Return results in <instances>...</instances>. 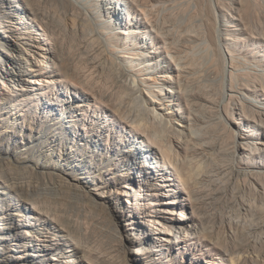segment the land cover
Here are the masks:
<instances>
[{
	"label": "bare ground",
	"instance_id": "1",
	"mask_svg": "<svg viewBox=\"0 0 264 264\" xmlns=\"http://www.w3.org/2000/svg\"><path fill=\"white\" fill-rule=\"evenodd\" d=\"M34 1L37 0H0V264H77L79 258L96 264L88 258L87 235L83 233L85 230L81 222L66 214L64 207L57 208L49 196L56 194L57 190H66L83 195L85 200L107 210L108 206L102 205L104 196L112 194L117 199V193H123V188L128 186L138 187L133 190L135 196L141 187H150L159 179L161 182L158 184L166 188V192H158L167 196L162 202L165 206L160 209L165 212L173 204H182V198L171 191L173 182L167 181L175 180L179 188L186 189V195L191 197L194 177L197 180V177L207 176L201 172L209 156L194 142L197 137L195 131L188 133L184 129L173 128L163 113L150 107L151 101L144 94H152L151 84L131 73L125 62L114 51H109L106 40L102 39L84 4L78 0H52V7L54 2L56 8L46 15L38 12ZM105 1L108 3L109 0ZM56 5L63 10V20ZM113 8L119 10V7ZM54 14L58 21H63L60 29L54 25L57 23H54ZM218 23L216 21L213 36L209 37L221 56V68L220 71L216 68L205 71V75L213 83H220V99H225L223 87L227 90L228 86L230 92L235 90L234 87L240 90L263 87L261 79L264 75L248 73L230 75L227 84L228 59L223 54L226 51L225 41L221 38ZM135 32L144 34L140 27ZM118 33L124 40L130 34L128 27L121 28ZM65 35L71 40L73 51L71 56L61 58L57 54L58 42H62ZM148 52L157 51L150 49ZM209 58L212 60L211 56ZM230 64L233 67L236 65L232 61ZM178 70L189 72L182 65ZM158 76L164 77L165 82L159 91L160 99L178 94L187 99L190 88L180 73L175 81L173 78L166 79L170 77L167 73ZM61 86L65 87L64 93L59 89ZM74 88L80 90V95ZM208 90L213 91L211 83ZM50 95L58 101H52ZM43 97L45 101H41ZM90 100L99 102L109 113L103 111V115L96 114L90 120L92 124L84 127L79 114L83 113L81 109L90 108ZM243 100L249 103L247 98ZM113 115L135 130L134 135L123 134L124 138L114 142V146L103 148L102 133L108 129ZM107 116H110V122ZM79 128L83 129V133ZM34 130H37L36 135ZM233 135L235 141L241 137L238 130ZM177 143L185 148L183 154ZM237 145L235 142L233 156L236 155ZM231 161L232 169L241 171L236 167L235 157ZM102 170L110 171V176L98 181L96 177ZM119 180L123 182V188L118 187L116 182ZM91 189L97 193H90ZM156 223L158 238L165 241L166 246L177 242L171 239L177 238L181 231L200 233L196 225L168 222L167 219L156 220ZM128 224L132 227L127 235L147 232L145 219ZM117 225L113 228L118 231ZM118 240L124 244L122 239ZM152 242L149 237L143 241L129 239L126 244L137 252L144 249L149 252V248L160 250L153 248ZM122 262L128 264L126 259ZM132 264L144 263L134 257Z\"/></svg>",
	"mask_w": 264,
	"mask_h": 264
},
{
	"label": "rangeland",
	"instance_id": "2",
	"mask_svg": "<svg viewBox=\"0 0 264 264\" xmlns=\"http://www.w3.org/2000/svg\"><path fill=\"white\" fill-rule=\"evenodd\" d=\"M51 1H34V7L38 12L47 15L56 8L54 2L52 7ZM78 1L87 8L102 39L106 40L109 51H114L131 73L151 84L152 94H144L145 98L151 101L150 107L163 113L173 128L184 129L183 131L188 133L195 131L197 137L194 142L205 149L204 152L209 156L201 172L207 176L197 177V180L196 176L194 177L191 197L186 195V189L179 188L175 180L167 181L173 182L171 191L182 198V204H170V208L164 210L165 212L160 209L165 206L162 202L167 196L158 192H166V188L158 184L161 182L159 179L150 187L147 186L148 188L138 189L135 196L133 190L138 187L123 188V182L117 181L118 187L125 191L118 192L117 199L112 194L103 197L105 204L102 205L108 206L107 210H102L90 200H85L83 195L73 192L57 190L56 194L50 193L54 195L49 196V199L52 197L51 201L57 208L64 207L66 214L81 222L85 230L83 233L86 232L87 235L85 244L88 246V258L96 264H99V261H103V264H124L122 259H126L130 264L133 263L134 257L141 259L144 264H264V78L261 79L263 87H256L254 90H240L234 87L235 90L230 92L228 86L227 90L223 87L225 99L221 100L220 83H213L206 79L205 75L210 69L216 68V71H220L221 68V56L209 37L213 36L216 21L220 24L221 38L225 41L226 51L223 54L228 59L227 84L230 75L235 73L264 75V0H109V4L105 0ZM113 7H119V10L115 11ZM57 12L63 20V10L58 6ZM57 12L55 14L58 16ZM55 14L53 20L57 23L54 25L60 29L63 21H58L59 16L56 17ZM123 27H128L130 32L125 40L118 33ZM138 27L144 30V34L135 32ZM63 39L58 42L57 54L59 57L71 56V40L66 35ZM150 49L157 52H148ZM230 61L236 65L233 67ZM181 65L189 72H178ZM164 73L170 75L165 77L166 79L173 78L174 81L178 79L179 73L182 75L181 78L190 88L187 99L182 94L165 100L159 98V91L165 82L164 77L160 78L158 75ZM210 83L213 85V91L208 90ZM63 86L59 87L61 93H64ZM73 90L80 95L79 89ZM243 98H247L250 104ZM51 100L58 101L53 97ZM41 101H45V98ZM218 101H221L219 106ZM89 107L81 109L86 114H79L83 122L81 126L89 127L92 124L90 120L98 113H109L94 100H90ZM113 117L111 120L110 116H107L108 122H111L108 129L102 133L103 148L114 146V142L124 138L123 134L134 135L135 130L118 121L114 115ZM232 119L234 122H231ZM236 130L241 133V137L235 141L233 133ZM79 131L83 133V129L79 128ZM36 132L34 130L33 134L36 135ZM235 142L239 145L236 155L233 156ZM178 145L183 154L185 148L180 143ZM233 157L236 167L241 170L239 172L232 169ZM109 172L102 170L96 179L103 181L110 176ZM67 175L70 177L69 174H63ZM90 193L97 192L91 189ZM137 219L146 220L147 232L141 235H127L132 227L127 223ZM162 219L196 225L200 233L181 231L177 238L171 239L178 241L166 246L165 241L158 238V230L156 231V220ZM114 225H117L118 231L114 230ZM149 237L153 241V248L160 250L152 251L149 248V252L148 249L137 252L126 244L129 239L143 241ZM118 239H122L124 244ZM161 244H165V247ZM80 259L76 261L77 264H92Z\"/></svg>",
	"mask_w": 264,
	"mask_h": 264
}]
</instances>
